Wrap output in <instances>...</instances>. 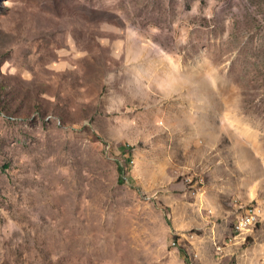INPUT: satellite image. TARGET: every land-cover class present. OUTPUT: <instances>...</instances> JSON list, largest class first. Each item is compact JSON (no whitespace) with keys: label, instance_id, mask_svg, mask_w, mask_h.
I'll return each mask as SVG.
<instances>
[{"label":"rangeland","instance_id":"1","mask_svg":"<svg viewBox=\"0 0 264 264\" xmlns=\"http://www.w3.org/2000/svg\"><path fill=\"white\" fill-rule=\"evenodd\" d=\"M0 264H264V0H0Z\"/></svg>","mask_w":264,"mask_h":264},{"label":"bare ground","instance_id":"2","mask_svg":"<svg viewBox=\"0 0 264 264\" xmlns=\"http://www.w3.org/2000/svg\"><path fill=\"white\" fill-rule=\"evenodd\" d=\"M259 208L257 205H255V214L257 216L258 221L260 220V213ZM243 217L244 219H252L253 218V211H252V205H245L242 207V210L237 214L231 230L235 228V231H232L231 234L228 237V242L231 243L233 240L239 239L242 236L245 237L252 229L253 227V220H243L242 224H237V218Z\"/></svg>","mask_w":264,"mask_h":264},{"label":"built area","instance_id":"3","mask_svg":"<svg viewBox=\"0 0 264 264\" xmlns=\"http://www.w3.org/2000/svg\"><path fill=\"white\" fill-rule=\"evenodd\" d=\"M245 205H252L253 218H252V219H244L243 217H241V218H237V224H236V226H238L239 224H242V221H243V220H253V226H255V225L259 222L258 219H257V216H256V214H255V204L248 203V204H245ZM245 205H243V206H245ZM243 206H242V207H243ZM242 207H241V208H242ZM232 231H235V228L232 229L231 232H232Z\"/></svg>","mask_w":264,"mask_h":264},{"label":"trees","instance_id":"4","mask_svg":"<svg viewBox=\"0 0 264 264\" xmlns=\"http://www.w3.org/2000/svg\"><path fill=\"white\" fill-rule=\"evenodd\" d=\"M119 170V169H118ZM184 256L186 257L185 253H184Z\"/></svg>","mask_w":264,"mask_h":264}]
</instances>
